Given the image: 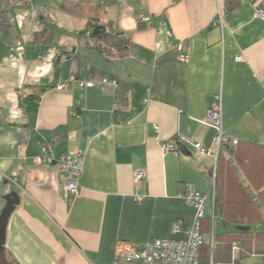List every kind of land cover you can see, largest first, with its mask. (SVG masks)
I'll return each mask as SVG.
<instances>
[{"label":"crops","instance_id":"0c3cea01","mask_svg":"<svg viewBox=\"0 0 264 264\" xmlns=\"http://www.w3.org/2000/svg\"><path fill=\"white\" fill-rule=\"evenodd\" d=\"M219 9L222 25L214 24ZM257 9L264 0H0V216L5 195L21 197L0 264H112L118 240L186 239L196 210L178 196L185 183L207 196L204 220L214 218V234L238 225L264 232V18ZM44 17L56 24L52 40L34 42ZM92 19L126 34L128 47L115 56L95 48L85 33ZM180 42L188 61L177 57ZM102 78L118 87L102 88ZM32 94L39 98L26 101ZM217 96L223 130L239 144L222 146L214 185V158L194 144L213 143L217 130L205 120ZM163 141L178 148L164 152ZM74 151L84 155L81 192L68 201L57 165L34 158ZM140 170L147 176L135 182ZM204 237L212 240L211 232ZM225 252L220 245L217 258Z\"/></svg>","mask_w":264,"mask_h":264},{"label":"built area","instance_id":"2783aa9c","mask_svg":"<svg viewBox=\"0 0 264 264\" xmlns=\"http://www.w3.org/2000/svg\"><path fill=\"white\" fill-rule=\"evenodd\" d=\"M255 15L256 17L264 18V10L257 9ZM140 20L142 22H151L152 16L143 15ZM223 22L224 15L222 10L219 9L214 19V24L222 25ZM87 33L89 34V32ZM168 33L170 36L172 35L171 32ZM176 47L178 59L180 61H188L189 53L184 43L180 42ZM237 59H242V56H237ZM98 83L102 88H108L109 86L118 87V81L115 79L102 78ZM95 84V81H78L80 87H93ZM64 87L65 84L60 83L56 86V89L62 90ZM205 121L217 130V134L210 146L197 142L194 144V147L199 154H211L214 158L212 178L213 184L215 185L218 159L222 146L228 142L237 143L238 140L232 139L223 130L220 96H217L216 100L209 106ZM161 148L164 152H167L174 151L178 147L175 142L163 141ZM34 161L39 164L49 163L57 165L60 173L66 177L64 193L68 201H72L80 194V177L83 173L84 166V155L81 151L70 152L57 159L47 154L39 155L34 158ZM146 176L147 173L145 170L137 171L134 174V181L140 182ZM9 180L21 187L13 178H9ZM8 191H10L9 186ZM178 196L196 210L193 226L188 231L186 239H152L142 246L128 240H118L115 246L112 264H225L215 262L212 254L207 262L201 260L200 248L205 241L202 232V220L205 217L207 196L201 191H198L192 183H185L183 188L178 192ZM137 198L142 199V196L138 195ZM181 228L182 226L179 222L173 223L174 231H179ZM211 234L213 241L214 233L211 232ZM232 248L233 252H235L240 249V246L235 242Z\"/></svg>","mask_w":264,"mask_h":264},{"label":"trees","instance_id":"16d2710c","mask_svg":"<svg viewBox=\"0 0 264 264\" xmlns=\"http://www.w3.org/2000/svg\"><path fill=\"white\" fill-rule=\"evenodd\" d=\"M46 17L43 18L42 22L44 26L41 30H38L33 35L34 42H49L52 40L53 31L56 28V24L48 21ZM9 24V20L4 16L1 19V25L6 26ZM89 32L88 36L91 39V44L97 48L98 50L106 53L109 56H115L121 52H123L129 45V38L126 34L122 32H117L109 29L107 25L100 22L99 20H90L88 22V28L85 33ZM60 55L56 58V62H59ZM46 90V86H41L40 93ZM36 98H39V94L28 95L25 100L33 101ZM237 143L228 142L226 145L236 146ZM221 154V152H220ZM220 157L218 159L217 172H216V183H218L219 178V165H220ZM217 197L219 198V194L217 193ZM205 219V217H204ZM202 220V232H213V219L205 223V220ZM245 226L248 229H238L237 227L234 230L228 231L221 235L214 234L213 241L205 240L200 248L201 260L203 262H207L211 256L213 255L214 261L217 263H225V264H241V259L247 255H256L257 253L264 255V232L252 233L250 230V226L248 225H238ZM238 243L240 246V254L238 257H233V244ZM223 246L225 248L226 259L217 258V252L219 250V246ZM10 264V263H7Z\"/></svg>","mask_w":264,"mask_h":264},{"label":"water","instance_id":"95a60500","mask_svg":"<svg viewBox=\"0 0 264 264\" xmlns=\"http://www.w3.org/2000/svg\"><path fill=\"white\" fill-rule=\"evenodd\" d=\"M5 199L7 201L6 208L3 210L2 215L0 216V251L4 248V244L6 241L5 236V228L6 223L11 216L13 210L17 205L20 204L21 197L16 190H12L7 195H5ZM238 229H248L245 226H237Z\"/></svg>","mask_w":264,"mask_h":264},{"label":"rangeland","instance_id":"374dc122","mask_svg":"<svg viewBox=\"0 0 264 264\" xmlns=\"http://www.w3.org/2000/svg\"><path fill=\"white\" fill-rule=\"evenodd\" d=\"M7 259H4V264H7ZM241 264H264V255L257 253L256 255H247L241 259Z\"/></svg>","mask_w":264,"mask_h":264}]
</instances>
